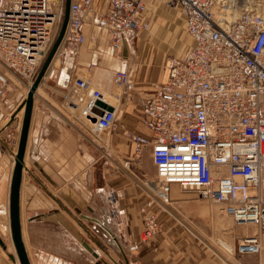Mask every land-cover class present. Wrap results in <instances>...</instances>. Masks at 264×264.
<instances>
[{"label": "built area", "instance_id": "1", "mask_svg": "<svg viewBox=\"0 0 264 264\" xmlns=\"http://www.w3.org/2000/svg\"><path fill=\"white\" fill-rule=\"evenodd\" d=\"M95 1L71 0L52 62L68 58L76 67L85 42L84 21ZM160 2L180 8L192 42L181 56L167 58L165 81L135 95L151 134L123 127L131 152L121 157L115 152L118 167L133 175L147 196L139 207L141 240L150 241L159 231L157 212L170 204L171 186L177 184L221 205L234 224L255 227L235 247L219 240L223 252L258 254L264 233V7L256 0H106L96 18L97 30L110 38L114 51L122 52L141 31L151 34V6ZM63 16L58 0H0V68L29 88ZM127 81L126 71L114 72L116 86ZM8 84L0 70L1 104L8 102ZM62 99L99 144L108 143L100 135L116 129V107L102 90L76 75ZM12 134L6 136L16 144ZM137 248V241L128 247ZM221 257L218 264H229Z\"/></svg>", "mask_w": 264, "mask_h": 264}, {"label": "crops", "instance_id": "2", "mask_svg": "<svg viewBox=\"0 0 264 264\" xmlns=\"http://www.w3.org/2000/svg\"><path fill=\"white\" fill-rule=\"evenodd\" d=\"M106 5V0L95 1L84 21L85 42L76 67L72 68L68 58L58 68L51 62L34 95L20 192L22 239L30 264H218L220 254L192 237L188 229L176 225L166 210L157 212L159 231L150 241L141 240L139 207L147 196L124 169L98 167L100 155L109 159L107 156L112 157V153L104 146L99 149L98 140L62 99L77 75L105 91L111 102H120V95H111L113 76L116 70L126 71L128 81L122 87L125 101L121 102V109L114 104L116 123L144 136L151 134L142 123L138 106H133L126 96L130 92H150L165 81L166 56L155 41L145 43L146 31H141L134 42L142 54L140 58L130 57L135 50L132 45L126 46L127 57L122 55L123 50L114 51L110 38L99 34L95 24ZM174 17L169 18L172 24L178 21ZM185 50L172 56H181ZM27 90L28 87L25 93L17 94L11 88L10 104L5 103V109H0V239L5 244L4 249L0 246V264H19L8 229L9 187L19 133L13 144L6 131L13 132L11 127L19 123L20 132L23 110L12 120L10 115L26 97ZM122 131L107 133L113 147L125 155L131 152V146ZM197 198L195 190L171 186L170 204L188 209L192 217L203 210L199 201L206 200ZM151 210L156 211L157 207ZM54 211H59L66 223L45 219L44 215ZM7 234L8 242L3 240ZM134 241L138 248L130 251L128 247ZM260 241L264 243L263 236ZM95 247L99 248L98 253L93 251Z\"/></svg>", "mask_w": 264, "mask_h": 264}, {"label": "rangeland", "instance_id": "3", "mask_svg": "<svg viewBox=\"0 0 264 264\" xmlns=\"http://www.w3.org/2000/svg\"><path fill=\"white\" fill-rule=\"evenodd\" d=\"M58 1L63 2V5L65 6V0H58ZM257 1H260L261 7L262 6L264 7V0H257ZM151 11H152L151 29H150L151 34L148 33L145 34L146 37L144 41L146 44H150L151 42L155 41L159 45V49L163 50L164 55L166 56L165 60L169 56L183 52L185 49H187L190 46L191 40L185 30L184 17L178 6H171L160 2L157 4H153L151 6ZM169 12H171L176 17H178L177 22L173 24L171 23V20L169 18L171 17L174 20L175 17L174 15L168 16L167 14ZM59 28L60 27H58L57 34L59 32ZM132 47H134V43L132 44ZM134 48L135 50L134 51L132 50L133 53L131 54L130 57L131 58L136 57V59H138V57L140 58L142 54L137 51L136 46ZM53 65L54 67L58 68L61 65V63L60 61L57 60V62H54ZM0 70L6 73L8 77L9 84L7 90V97L9 90H11V88L17 94L20 92L21 94L25 93L26 87H28L26 81H23L20 78L11 75V73L6 71L3 67L0 68ZM13 83L15 84V86L13 85ZM112 90L114 91V93H117L121 96L120 102L114 100V104L119 105V108L121 109L122 108L121 102L125 101L124 93L126 91L124 92V89L116 86L114 82H113ZM136 94H141V93L130 92L129 95L127 94L126 96L129 102L132 103L133 106L135 103ZM7 103L10 104V102ZM1 108L5 109V106L0 103V109ZM81 123H83V121ZM83 125L85 124L83 123ZM11 128H12L11 131H13L12 136L15 137V140L17 141V136L19 133V123L15 124ZM118 129L124 130L122 125L118 126L117 124L116 129L112 132H116L118 131ZM8 132H10L9 129H7L6 133ZM100 136L102 139H104V141L108 140L107 141L108 143L104 142L102 144H99L100 145L98 146L100 147L99 149L101 150L102 146L106 147V151L112 153L111 155L113 161L110 159H105L104 157H101V155L99 154L100 159L97 162L98 167L121 169L117 165L118 162L115 161V152L117 153V155H119V157H121L123 154L120 153L118 150H116L115 147H113V145L109 141L108 133L106 132L102 133ZM107 144H109L110 146L109 147L106 146ZM141 191L144 193L142 189ZM199 202L202 203L204 207L202 211H199L198 213L197 212L194 213L197 214L196 217H192L191 213L187 211L188 209L186 210V208H181L182 206H179L177 204L175 205L174 203H171L166 206V211H169L171 214H168V212L165 211L164 212L167 215H169V217L176 225L180 227L183 226L184 228L188 229V231L192 233L191 234L192 237L202 242L204 245L208 246L212 252L217 251L220 254V256L223 255L225 258H227L229 264H258L260 260L264 259V243L261 244V251L258 254L234 253L230 255L223 252L221 250L222 248L218 245L219 240L226 242L227 244L235 247L238 241L242 237L246 235L254 234L256 232V229L251 224L248 225L234 224L231 217H229L224 212H222L221 205L217 203L211 202L207 199ZM260 236L264 237V233H261ZM8 238H9V234H7V236H5L3 240L8 242ZM254 259L257 260V262H254Z\"/></svg>", "mask_w": 264, "mask_h": 264}, {"label": "water", "instance_id": "4", "mask_svg": "<svg viewBox=\"0 0 264 264\" xmlns=\"http://www.w3.org/2000/svg\"><path fill=\"white\" fill-rule=\"evenodd\" d=\"M71 0H65V6H64V16L59 28V32L54 39L41 67L39 68L32 84L29 86L26 97L23 99V101L18 105V108L16 109L19 111L22 107L23 115H22V121H21V128L19 132L18 137V145L17 150L14 155V164L12 168L11 173V179H10V189H9V199H8V217H9V229H10V236L11 240L19 261V264H30L26 248L24 246V242L22 239V231H21V217H20V192H21V183H22V175L23 170L25 167L24 157L26 152V144L28 139V131H29V125H30V119L34 104V95L39 87V85L42 82V79L50 66L53 56L60 45L61 41L63 40L68 18H69V6H70ZM122 55L124 57L128 56V50L126 48V45L123 46V53ZM106 109L111 110L112 107L108 104L101 103ZM15 112L12 113L10 120L14 119ZM95 119L92 118V121ZM45 219L49 220H58L61 223H66L65 217L62 216V214L59 211L51 212L50 214L44 215ZM0 245H3L2 240L0 239ZM88 249L89 246H87ZM11 257V256H10ZM12 258V257H11Z\"/></svg>", "mask_w": 264, "mask_h": 264}, {"label": "bare ground", "instance_id": "5", "mask_svg": "<svg viewBox=\"0 0 264 264\" xmlns=\"http://www.w3.org/2000/svg\"><path fill=\"white\" fill-rule=\"evenodd\" d=\"M257 1V0H256ZM259 2V5L261 6V2L260 1H258ZM127 48V50H128V47H126ZM54 62H57V60H54L52 63H54ZM43 63V62H42ZM12 75V74H11ZM28 84V83H27ZM102 93H103V95H104V98H105V100L108 102V103H110V104H112V105H114V102H111V100L112 99H110V97H108V96H106L105 95V91H103L102 90ZM111 95H113L115 98H119V94H117V93H113V94H111ZM18 108V107H17ZM21 110H24V108L22 107L19 111H17V110H15L14 112H15V116L21 111ZM13 112V113H14ZM11 116V115H10ZM15 118V117H14ZM88 123H90V121H87ZM21 128V127H20ZM82 129V128H81ZM80 129V130H81ZM19 137V136H18ZM17 142V141H16ZM106 142V141H105ZM10 188V187H9ZM164 209L166 210V208L164 207ZM20 217H21V215H20ZM8 220H9V217H8ZM9 232H10V229H9ZM11 237V236H10ZM2 243H3V241H2ZM224 244V246H226L227 248H229V246L230 247H232L231 245H229V244H227L226 242H224L223 243ZM3 249L5 248V244L3 243V245H0ZM11 247H12V249H13V245H11ZM15 250V249H14ZM16 253V252H15ZM97 255V254H96ZM16 257H17V255H16ZM12 260H14L13 259V256H12V258H11ZM17 260H18V258H17ZM18 263H19V261H18Z\"/></svg>", "mask_w": 264, "mask_h": 264}]
</instances>
